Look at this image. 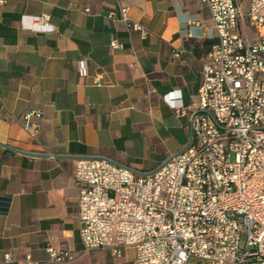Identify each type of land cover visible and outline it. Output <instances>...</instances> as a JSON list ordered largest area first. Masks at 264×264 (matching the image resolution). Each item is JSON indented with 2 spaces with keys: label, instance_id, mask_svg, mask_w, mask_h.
Listing matches in <instances>:
<instances>
[{
  "label": "crops",
  "instance_id": "obj_1",
  "mask_svg": "<svg viewBox=\"0 0 264 264\" xmlns=\"http://www.w3.org/2000/svg\"><path fill=\"white\" fill-rule=\"evenodd\" d=\"M237 1L244 9L250 2ZM121 7L144 37L121 18ZM41 15L52 31L32 28ZM112 38L121 49L110 46ZM216 40L201 0H0V196L11 198L0 213V264H22L27 255L42 264H84L94 250L105 264H135L134 247L120 257L85 249L75 162L103 157L149 173L180 151L185 138L148 171L129 163L136 143L159 142L175 124L189 127L201 63ZM34 108L43 115L32 136L20 115ZM48 245L74 259L50 261Z\"/></svg>",
  "mask_w": 264,
  "mask_h": 264
},
{
  "label": "built area",
  "instance_id": "obj_2",
  "mask_svg": "<svg viewBox=\"0 0 264 264\" xmlns=\"http://www.w3.org/2000/svg\"><path fill=\"white\" fill-rule=\"evenodd\" d=\"M201 2L217 40L201 63L187 144L149 173L103 157L75 162L87 250L109 249L120 257L134 247L135 264H264V0H250L247 9L237 0ZM127 10L119 9L121 18L144 37ZM48 21V15L35 17L32 28L52 31ZM110 46L122 48L116 38ZM42 115L38 108L20 115L32 136ZM45 250L55 263L74 259L69 250ZM22 264L42 263L27 255Z\"/></svg>",
  "mask_w": 264,
  "mask_h": 264
},
{
  "label": "rangeland",
  "instance_id": "obj_3",
  "mask_svg": "<svg viewBox=\"0 0 264 264\" xmlns=\"http://www.w3.org/2000/svg\"><path fill=\"white\" fill-rule=\"evenodd\" d=\"M185 126L186 125L183 124L178 127L177 124H175V126L164 132L163 140L159 142L152 141V144L147 146H141V144L136 143L130 153L129 163L131 166L141 171H148L157 165L166 152L168 153L170 149L176 147L180 140L185 138V144H187L190 136V129ZM87 253V256L84 257V264H105L103 251L94 250ZM192 263L208 264L204 261H192Z\"/></svg>",
  "mask_w": 264,
  "mask_h": 264
},
{
  "label": "trees",
  "instance_id": "obj_4",
  "mask_svg": "<svg viewBox=\"0 0 264 264\" xmlns=\"http://www.w3.org/2000/svg\"><path fill=\"white\" fill-rule=\"evenodd\" d=\"M11 198L8 195L0 196V213H6L10 207Z\"/></svg>",
  "mask_w": 264,
  "mask_h": 264
},
{
  "label": "water",
  "instance_id": "obj_5",
  "mask_svg": "<svg viewBox=\"0 0 264 264\" xmlns=\"http://www.w3.org/2000/svg\"><path fill=\"white\" fill-rule=\"evenodd\" d=\"M190 134H191V132H190ZM1 146L5 147V148H8V149H10V150H14V151L21 152V153H25V154H33V153H27V152L20 151V150H18V149H15V148L9 147V146H7V145H1Z\"/></svg>",
  "mask_w": 264,
  "mask_h": 264
}]
</instances>
